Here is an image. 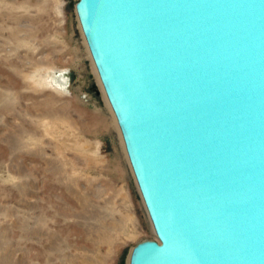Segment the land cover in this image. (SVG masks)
<instances>
[{"label":"water","instance_id":"95a60500","mask_svg":"<svg viewBox=\"0 0 264 264\" xmlns=\"http://www.w3.org/2000/svg\"><path fill=\"white\" fill-rule=\"evenodd\" d=\"M158 241L130 264H264V0H79Z\"/></svg>","mask_w":264,"mask_h":264},{"label":"rangeland","instance_id":"374dc122","mask_svg":"<svg viewBox=\"0 0 264 264\" xmlns=\"http://www.w3.org/2000/svg\"><path fill=\"white\" fill-rule=\"evenodd\" d=\"M78 1L0 0V264H130L158 241Z\"/></svg>","mask_w":264,"mask_h":264},{"label":"bare ground","instance_id":"6f19581e","mask_svg":"<svg viewBox=\"0 0 264 264\" xmlns=\"http://www.w3.org/2000/svg\"><path fill=\"white\" fill-rule=\"evenodd\" d=\"M84 35V34H83ZM86 40V39H85ZM86 42V41H85ZM86 46H87V49H88V52H89V55H90V57H91V54H90V51H89V48H88V45H87V42H86ZM91 59H92V57H91ZM92 62H93V59H92ZM93 65H94V68H95V71L97 72V68H96V66H95V64H94V62H93ZM97 76L99 77V75H98V72H97ZM68 82V81H67ZM67 82H66V84H67ZM101 87L103 88V85H102V83H101ZM57 89H59V87H56ZM60 90H62L61 88H60ZM103 90H104V88H103ZM104 93H105V91H104ZM105 97H106V100H107V103H108V106L110 107V109H111V112H112V117H113V119H114V122H115V124H116V127H117V129H118V131H119V133H120V137H121V139H122V143H123V147H124V150H125V153H126V156H127V159H128V161H129V157H128V155H127V151H126V147H125V143H124V141H123V136H122V134H121V130H120V128H119V125H118V122H117V119H116V117H115V114H114V112H113V110H112V108H111V105H110V103H109V101H108V99H107V96H106V94H105ZM130 162V161H129ZM70 236V235H69ZM60 237V236H59ZM97 238V237H96ZM62 241V240H61ZM67 241V240H66ZM53 242V241H52ZM54 243V242H53ZM85 247V246H84ZM77 249V248H76ZM80 249V248H79ZM86 249V248H85ZM89 249V248H88ZM91 250V249H90ZM89 250V251H90ZM94 250V249H93ZM92 250V251H93ZM99 250V249H98ZM46 252H47V250H45ZM84 251V250H83ZM72 253V252H71ZM88 253V252H87ZM86 254V253H85ZM57 256V255H56ZM79 257H80V255H79ZM86 257V256H85ZM85 257H84V259H85ZM91 257V256H90ZM97 258V257H96ZM98 259V258H97ZM96 259V260H97ZM54 260V259H53ZM71 260V259H70ZM75 260V259H74ZM82 260V259H81ZM94 262L93 263H95V260L94 259H92ZM98 261V260H97ZM78 262V261H77ZM83 262H85V261H83ZM87 262L89 263V261H88V259H87ZM86 262V263H87ZM92 262V261H91ZM101 262V261H100ZM85 263V264H86ZM87 263V264H88ZM49 264V263H48ZM91 264V263H90ZM96 264V263H95Z\"/></svg>","mask_w":264,"mask_h":264}]
</instances>
